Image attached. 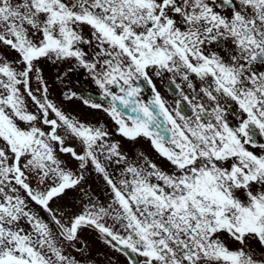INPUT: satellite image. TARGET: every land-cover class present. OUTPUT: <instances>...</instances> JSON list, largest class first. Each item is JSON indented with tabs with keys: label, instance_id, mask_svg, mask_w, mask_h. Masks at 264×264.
I'll use <instances>...</instances> for the list:
<instances>
[{
	"label": "snow or ice",
	"instance_id": "obj_1",
	"mask_svg": "<svg viewBox=\"0 0 264 264\" xmlns=\"http://www.w3.org/2000/svg\"><path fill=\"white\" fill-rule=\"evenodd\" d=\"M110 253L264 264V0H0V264Z\"/></svg>",
	"mask_w": 264,
	"mask_h": 264
},
{
	"label": "flooded vegetation",
	"instance_id": "obj_2",
	"mask_svg": "<svg viewBox=\"0 0 264 264\" xmlns=\"http://www.w3.org/2000/svg\"><path fill=\"white\" fill-rule=\"evenodd\" d=\"M52 71H50V72L52 73ZM51 73H49V76H51ZM75 79H76V77H73V80H75ZM155 82L157 84L158 90L161 91L162 95H164L169 100L170 103H174L176 97L166 89L165 85L162 84L159 79H155ZM80 86H84V85L81 84ZM67 108L70 111H72L73 113L79 114L82 117L91 119L93 121L100 119V120L108 123L109 126H111V122L108 120V118L103 113L94 112L93 110L86 108L85 106H83L80 103V101H74L73 103L67 105ZM126 148L132 152L144 151L148 154H151V151L148 147V144L143 140L139 141L137 145L127 144ZM93 187H95V185H93ZM69 196L71 198L73 196V194L70 193ZM68 202L70 203L71 201L69 200ZM87 239H88V241L95 244L94 234L88 235ZM96 246L99 247L101 249V251H108L107 249H104L100 245H96ZM110 258L112 260V264H128L127 259L118 253H110Z\"/></svg>",
	"mask_w": 264,
	"mask_h": 264
},
{
	"label": "rangeland",
	"instance_id": "obj_3",
	"mask_svg": "<svg viewBox=\"0 0 264 264\" xmlns=\"http://www.w3.org/2000/svg\"><path fill=\"white\" fill-rule=\"evenodd\" d=\"M50 71H52V69H49V70H48V74L51 73ZM51 74H52V73H51ZM57 94H58V92H57Z\"/></svg>",
	"mask_w": 264,
	"mask_h": 264
}]
</instances>
